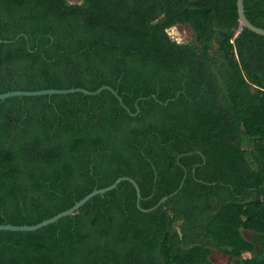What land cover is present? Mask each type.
<instances>
[{
	"label": "trees",
	"instance_id": "obj_1",
	"mask_svg": "<svg viewBox=\"0 0 264 264\" xmlns=\"http://www.w3.org/2000/svg\"><path fill=\"white\" fill-rule=\"evenodd\" d=\"M244 5L264 28V0ZM103 85L127 108L109 90L0 101V224L122 176L143 209L177 192L143 211L122 181L1 230L0 264H264V36L237 0H0V93Z\"/></svg>",
	"mask_w": 264,
	"mask_h": 264
},
{
	"label": "water",
	"instance_id": "obj_2",
	"mask_svg": "<svg viewBox=\"0 0 264 264\" xmlns=\"http://www.w3.org/2000/svg\"><path fill=\"white\" fill-rule=\"evenodd\" d=\"M237 8H238V15H239V21L242 27H246L248 29H250L251 31L259 34V35H263L264 36V28L259 27L255 24H253L247 17L246 13H245V5H244V0H237ZM103 90H109L111 91L119 100L120 104L123 105L125 108H127V106H125L124 102H123V98L118 94V91L115 90L113 87L109 86V85H103L101 87H99L98 89H96L95 91H90L88 89L82 88V87H74V88H69V89H43V90H33V91H26V90H14V91H9L6 93H0V101H3L7 98L10 97H15V96H39V95H53V94H70V93H75V92H80L83 93L85 95H89V96H94L97 94H100ZM150 98H154V99H158L156 94L150 95L148 97H141L137 100V102H139L140 100H145V99H150ZM170 99H168L165 104H168ZM160 101V100H158ZM137 105V103H136ZM138 107V111H139V106ZM184 180H182L181 184H180V188H182L183 184H184ZM122 181H130L135 189H136V193H137V206L142 209L143 211H150L153 210L154 208H156L157 206H159L160 204L166 202L171 196H173L172 193L171 195L168 196H164L162 199H160V201L158 202L157 205H155L152 208L149 209H143L141 207V199H142V194H141V190L140 187L138 185V183L136 182L135 179L129 177V176H122L120 178H118L113 184L101 188V189H95L93 190L91 193H89L88 195H86L83 199H81L80 201H77L71 208L62 211L60 213H58L57 215L45 219L35 225H14V224H0V231L1 230H7V231H35L38 230L44 226H47L49 224L55 223L56 221H58L59 219L72 215L75 212H77L84 204H86L91 198H93L94 196L98 195V194H104L108 191H111L115 188L118 187V185L122 182ZM178 189V190H179Z\"/></svg>",
	"mask_w": 264,
	"mask_h": 264
},
{
	"label": "rangeland",
	"instance_id": "obj_3",
	"mask_svg": "<svg viewBox=\"0 0 264 264\" xmlns=\"http://www.w3.org/2000/svg\"><path fill=\"white\" fill-rule=\"evenodd\" d=\"M169 33L173 39L179 42H187L193 39V31L191 27L187 24L175 25L169 29ZM245 235L249 237L250 233L245 232ZM211 260L213 264H229L231 261V257L217 250H213L211 254Z\"/></svg>",
	"mask_w": 264,
	"mask_h": 264
}]
</instances>
